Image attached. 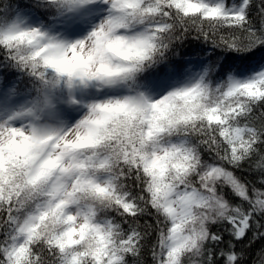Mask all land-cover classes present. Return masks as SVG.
Returning <instances> with one entry per match:
<instances>
[{
  "label": "snow or ice",
  "instance_id": "1",
  "mask_svg": "<svg viewBox=\"0 0 264 264\" xmlns=\"http://www.w3.org/2000/svg\"><path fill=\"white\" fill-rule=\"evenodd\" d=\"M257 241L264 0H0V264H264Z\"/></svg>",
  "mask_w": 264,
  "mask_h": 264
},
{
  "label": "trees",
  "instance_id": "2",
  "mask_svg": "<svg viewBox=\"0 0 264 264\" xmlns=\"http://www.w3.org/2000/svg\"><path fill=\"white\" fill-rule=\"evenodd\" d=\"M193 50H199V46L197 45V43L195 41H188L185 45V48L183 49V53L182 54H190L193 52ZM215 57H213L214 59ZM261 244H264V241H257L251 249L252 252V256L249 257V261H251L252 259L255 258V253L256 250L259 249L261 247ZM149 264H150V258H149Z\"/></svg>",
  "mask_w": 264,
  "mask_h": 264
}]
</instances>
